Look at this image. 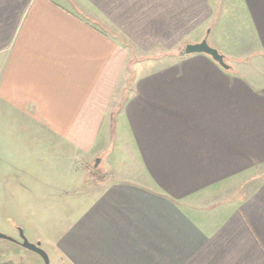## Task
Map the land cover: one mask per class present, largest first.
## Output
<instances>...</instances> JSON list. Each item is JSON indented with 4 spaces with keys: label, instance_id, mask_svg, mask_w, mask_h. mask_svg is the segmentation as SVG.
Listing matches in <instances>:
<instances>
[{
    "label": "crops",
    "instance_id": "0c3cea01",
    "mask_svg": "<svg viewBox=\"0 0 264 264\" xmlns=\"http://www.w3.org/2000/svg\"><path fill=\"white\" fill-rule=\"evenodd\" d=\"M1 185L69 264H264V0H0Z\"/></svg>",
    "mask_w": 264,
    "mask_h": 264
},
{
    "label": "rangeland",
    "instance_id": "374dc122",
    "mask_svg": "<svg viewBox=\"0 0 264 264\" xmlns=\"http://www.w3.org/2000/svg\"><path fill=\"white\" fill-rule=\"evenodd\" d=\"M217 22H219V20H217ZM219 24H221L222 26L224 25V23ZM225 25H227V27L223 28V32H220V39L228 43L233 39V33H231L230 30V27L233 25L232 21L227 19ZM246 28H248V26H246ZM240 34L241 37H239V39L242 42H244V40H248V38H252V36L249 35V30H247V35L249 36H244V34L242 33ZM206 39L209 45L216 48L222 54L221 50H219V47L214 46L212 44V41L210 40V35ZM224 60L227 61V57H225ZM9 131L11 135L14 134H12L11 129H9ZM7 132L8 130L6 129L3 130L1 133L2 135H6ZM117 132L118 129L113 128L111 130L110 138L111 146L113 145L112 143H115L112 149V154L109 158L111 159V168H115L113 170L133 166L132 159L129 160L128 157H126V160H124L123 163V159L118 158L120 144L118 140H114ZM4 147H8V144L7 146L6 144H4L3 148ZM9 150L11 149L9 148ZM94 159L95 158L88 162L86 167H84L83 164H81V161H79V172H81V170H86L87 174L85 175L87 177L86 181L82 179L79 180V200L82 199V197L80 196H83L84 193L87 192V190L89 189L88 187L92 185L95 180H97V174H101L102 172V168H93ZM5 169H8V167L6 168L5 166H1V172H5ZM80 177L81 175H79V178ZM14 179L16 180V177L13 175V181ZM50 192L51 191L47 192L48 196L51 194ZM57 193L60 194V191H58ZM31 197L33 198V196ZM37 198L38 197L33 199H36L37 201ZM20 199L21 201L10 200L7 196V191L4 189V186H0V233L13 239L19 240L21 230L23 236L29 242H40L41 247L48 256L49 264H69L57 248V237L61 232L62 228L64 227L62 218L59 215V210L60 214L62 215L63 211L61 210H63V208H59V206L56 205L54 206V201H51L50 204H46L45 206H31L25 198L22 199V197L20 196ZM0 264H44V262L36 252L28 250L16 242L0 238Z\"/></svg>",
    "mask_w": 264,
    "mask_h": 264
},
{
    "label": "water",
    "instance_id": "95a60500",
    "mask_svg": "<svg viewBox=\"0 0 264 264\" xmlns=\"http://www.w3.org/2000/svg\"><path fill=\"white\" fill-rule=\"evenodd\" d=\"M185 54H191V53H203L206 55H209L215 62H217L221 67L227 69L229 68V65L224 60V55L221 54L216 48L209 45L206 38H203L199 42L195 43H188L186 44L184 48ZM100 162V158L97 157L94 160L93 168H97L98 164ZM0 238L8 239L10 241L16 242L20 244L22 247L31 250L33 252H36L43 260L44 264H49L48 256L46 252L41 247L40 242L31 243L29 242L22 234V231L20 230V239L16 240L11 237H8L4 234L0 233Z\"/></svg>",
    "mask_w": 264,
    "mask_h": 264
}]
</instances>
